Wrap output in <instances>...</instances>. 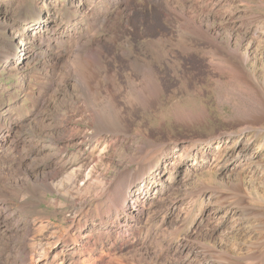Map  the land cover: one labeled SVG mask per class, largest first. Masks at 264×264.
<instances>
[{
	"label": "bare ground",
	"instance_id": "6f19581e",
	"mask_svg": "<svg viewBox=\"0 0 264 264\" xmlns=\"http://www.w3.org/2000/svg\"><path fill=\"white\" fill-rule=\"evenodd\" d=\"M131 1L71 0V5L77 9V12L82 13L80 17L74 19V16L69 14L68 22L66 19L61 18L60 20L57 16L50 18L52 23L58 24L52 33L44 30L46 22L42 19L35 20L33 24L36 33L28 31L29 35L24 36L25 31L30 30L31 25L24 27L25 30L21 35L22 54H18L14 43L10 42V49L3 56V59L11 61L16 66L25 61V58L35 61L45 67L42 68L43 71H54L56 66L64 61V70L67 71L64 80L61 79V84L65 85V94L80 102L78 105L80 107H77L78 111L85 112L89 116L92 123H95V130L81 131L78 125L70 122L69 117L64 116L54 123V118L48 116L46 119L50 120V123L46 125L49 130L47 134L50 136L49 133H51L52 137L49 144H46L47 140H43V145L38 147V144L33 142L34 139L25 135L24 128L25 125L30 126L31 121L40 115L39 98L35 97L33 106L37 107L38 112H31L33 113L32 118L28 117L29 111L25 105L21 108L17 105L14 108L15 112L11 107L0 111V264H106L104 257L111 254L106 251H111L110 247L113 244L124 241L130 235H136L137 231L133 234L134 227L151 212L152 205L149 204L147 207L146 203L149 201L150 190L156 189L164 180L161 179L163 169L160 162L161 160L167 161L163 160L164 157L172 149L176 150L178 146H164L160 154H150L145 146H141L137 150L141 156L138 157L133 153L130 161L141 165L142 170L137 174L134 173L133 176L119 177L117 181L114 180L115 182L107 175H101L102 177L98 178V165L101 164L105 150L111 144L113 147L114 143L121 139H118L116 134L124 132L126 136L130 132L127 128V120L123 116L125 114L123 110H126V107L132 111L138 108L148 110L156 106L162 95L168 89L177 86L180 81L194 85L199 81L194 76L195 72L191 71L176 56L174 49L167 48L166 45L169 44L180 43L183 55L186 53L183 48L189 43L207 47L208 50L202 60H204V65L211 70V77L217 84V102L220 106H233V113L227 118V122L231 125L228 130L231 132L229 131L226 138H224L225 132L217 133L216 135L220 136L202 144L204 151L207 150L208 155H217L222 151V145L229 141L230 135L238 134L237 141L242 139V142L238 145L234 144L221 160L225 164L224 167L235 168L242 164L248 172L251 171L252 175L256 173L264 177V78L261 79L250 68L251 56L249 52L242 51L243 42H233V35L229 33L226 39L221 38L220 30H215L210 21L205 23L203 19L205 14L193 8L196 10L194 14L189 7L177 5L175 0H150L156 4L159 18L168 25V30L150 31L148 29L149 17L144 14L136 17L133 28L138 37L147 38L144 43L134 46L132 42H127L122 48L118 46L117 36L106 40L94 39L91 34L93 27L101 21L104 24L108 22V17H105L108 10H105V6L103 8L100 6L105 4L106 7L118 5L128 8ZM42 11L37 8V13L41 17ZM94 13L98 15L94 19L97 24L92 23L90 19V15ZM7 19L12 25L13 19L10 17ZM66 30L70 34L63 38V32ZM123 33L132 35L128 29ZM30 35L39 36L37 40L39 49L34 53H29L32 47ZM46 37L49 42H46ZM163 47H165L164 51H162ZM121 71L124 73L123 80L121 79V82H117L113 87L107 84L105 87L104 84L108 83L111 78L116 79ZM192 76L196 79L190 81ZM46 79L44 89L48 90L56 79L54 75L49 74ZM104 80L108 82L104 83ZM110 85H112L111 82ZM123 90H128L126 91L128 95L130 93L129 97L126 95L128 97V101L124 103L126 107L124 105L120 107L118 103L119 95ZM200 94H204L203 89H200ZM65 104L61 106L65 113L68 115V112H72L74 115L76 110H70ZM180 111L175 113V122L185 127L196 126L208 118L206 107H203L202 112L197 114H193L189 109ZM54 131L57 132L56 135ZM126 138L122 139L121 143L125 144L126 149H124L128 152V149L134 146V141L127 142ZM46 147H54L56 151L50 154L46 151ZM71 147L74 150L67 153ZM33 149L36 150L33 156L29 153L22 156L25 150ZM37 154L42 157L38 159ZM28 156L30 158H27ZM177 157L179 159L176 167L178 172L182 167L190 165L192 152L189 146L186 150L179 152ZM213 159L215 161L214 156ZM204 163L208 164V161ZM204 163L202 162L206 165ZM212 164L209 163L208 166ZM193 165L196 164L191 166ZM18 171H24L25 176L19 175ZM94 185L98 188H93ZM238 186L235 185V188ZM46 193L59 196V198H52L48 202L49 205L61 204L63 200L61 197L65 196L80 204V209L73 216L65 218L64 227L62 226L65 223L56 225L50 219L28 211L35 204L38 205L34 197ZM213 197L216 198L215 201H210L216 204L217 208L212 207L208 210L201 207L193 215L194 218L187 229H184L185 219L179 231L175 229L177 234L182 232L183 235L179 238L181 239L179 251L186 250L185 256L181 258L183 260L175 264H233L236 262L238 264H264V245L260 242L263 237L245 247L235 246L234 248L225 246L226 244L209 243L204 240V237H198L202 229L207 232L214 229L208 223L212 217L216 216L217 210L223 206H227V209L219 221V223L223 222L224 226L221 231L222 237L227 233L236 237L242 228L247 227L249 220L255 222L251 227L256 230H258V225L263 223L257 211L245 205L242 200L226 198L221 193ZM37 200L39 201V198ZM103 201L109 206H106L105 210H98L97 213V207L93 205ZM197 202L194 199L191 203L196 205ZM180 204L183 206V203ZM207 205L210 204L207 203ZM229 212L231 223L227 224V213ZM157 214L158 209L151 212L147 217L148 221L156 218ZM205 219L207 223L200 225L199 221L201 223ZM243 221L247 223L244 224ZM192 224L200 226L198 232L196 230L191 234L195 236L194 238L186 234ZM111 225H116L113 230L110 228ZM249 231L245 233L247 237L252 236ZM185 236L192 238L194 244L189 240H184ZM149 249V246H146V250ZM243 249V255L236 254V250ZM146 250H143V247L130 250L126 257L140 256L144 259L147 254ZM133 251L137 256L131 254ZM190 253L193 255L192 258L186 260L185 258ZM166 259L163 258L162 262L155 260L153 264H165ZM112 260L109 263H112Z\"/></svg>",
	"mask_w": 264,
	"mask_h": 264
},
{
	"label": "rangeland",
	"instance_id": "374dc122",
	"mask_svg": "<svg viewBox=\"0 0 264 264\" xmlns=\"http://www.w3.org/2000/svg\"><path fill=\"white\" fill-rule=\"evenodd\" d=\"M175 1L180 7H189L190 11L194 14H196V10L205 14V17H203L205 23L210 21L215 30H220V34H222L221 38L226 39L229 33L233 35V42L242 41V51L249 52L251 56L250 68L253 69L261 79L264 78V0ZM104 6L105 10H108L105 15V17H108V22L106 24L102 21L98 24L96 21L94 22V19L98 16L96 15L97 13L90 15L92 23L97 24V26L93 27L91 32L94 39L103 38L106 40L107 38L117 36L118 46L122 48L125 47L127 42H132L134 46L146 42L147 38L138 37L133 28L136 17H139L142 14L149 17L148 29L150 31L156 32L157 30L159 31V29H169L168 25L159 18L160 15L157 11L156 4L150 0H132L128 8L120 7L118 5L106 7L105 4H102L100 7L103 8ZM122 6H124V4ZM37 8L43 10L42 17L38 15ZM69 14L73 15L74 19L82 15V13L77 12V9L71 5V0H0V111H4L11 107L15 112L16 110L14 108L17 107V105L19 108L25 105V107H27L26 109L29 111L28 117L32 118L33 113L31 112L37 113L38 109H40V115L31 121L30 126L25 125L24 128L25 135L34 139L33 142L38 144V147L43 145V140H47L46 144H49L51 140L50 138L52 137L51 133H49L50 136L47 134L49 130L46 125L50 123V120L47 121L46 119L48 116L52 119L54 118V123H56L57 120H61L64 116L67 118L69 117L70 122L74 125H78L81 128V131L86 129H88V131H94L95 123H92L91 119L85 112L78 111V108L80 107H78L80 104L78 100L74 97L72 99V96L68 97V95L65 94V85L61 84V79L64 80L67 71L64 70V61L56 66V71H43L42 68L45 67L42 65L40 66V64L35 61L27 60L25 58V61H22L16 66L12 64L11 61L3 59V56L9 51L10 42L14 43L16 52H18V54L20 53V55L22 54L23 48L21 46V35L25 30V26L31 25L30 30H26L24 36L29 35L28 31L29 33H36L33 23L35 20L42 19V21L46 22V28L44 30L47 31V33H52L53 30L58 27V24L52 23L50 18L57 16L60 17V20L61 18L64 20L66 19L68 22L69 19L67 16ZM8 17L13 19L12 21L14 22H12V25L7 19ZM127 29L132 32V35L123 33V31L125 32ZM69 34L70 33L67 30L64 31L63 38L68 37ZM244 34L245 40L243 39ZM30 37L32 47L31 50H29V53H34L39 49L37 44L39 36L32 37L30 35ZM52 40L54 41L56 39ZM46 42H49L47 37ZM166 46L167 48L174 49L176 56H178L180 61L187 65L191 71L195 72L194 76L197 77L199 81L195 85L180 81L177 86L172 87V89L170 88L171 90L168 89L162 95L160 102L156 106L149 108L148 110L144 108H138L133 111L127 109L125 101H128L130 93L128 95V92H126L128 90H123L124 93L122 92L120 94L121 96L119 95L118 103L120 107L122 105L126 107V110H123L125 113L123 116L127 120L128 127L127 125L126 127L129 128L130 132L127 133L126 136L124 135L126 134L124 132H119L121 135L119 133L116 134L118 135V139H121L117 140L113 147L111 144L109 148L105 150L101 159V164L99 163L101 166L98 165V178L107 175L108 178L115 182L119 177L123 178L126 175L133 176L134 173L137 174L140 172L142 166L130 161V157L133 153L140 157L141 154H139L137 150L141 146H145V149L149 150L150 154L162 153L163 147L167 145H176L175 147L178 146V148L176 150L172 149L168 155L164 157L163 160L166 159L167 161L164 162L161 160L160 163L163 169V176L161 179H164V182L160 180L162 183L160 182L161 184L158 185L156 189L150 190L149 201H146L147 207L149 204L152 205V213L158 209L156 218L149 219L148 221L147 217H149L148 215L151 213L150 212L144 217L141 223L134 227L135 230L133 231V234L137 231L136 235H130L127 239H124V241H119L113 244L110 247L111 251H106L111 253L108 257H104V261H107L106 264H153L155 260L156 262L164 261L162 260L163 258H167L165 264H175L180 262L183 260L181 258L182 256H185L186 250L179 251L181 241L179 238L183 235L181 231L180 234L179 232L177 234L176 230L179 231V227L182 226L181 223H184L185 220L184 229H187L191 224V220L194 218L193 215L201 207H205L208 210H211L212 207L217 208V205L211 203V201H215L216 198L213 196L220 193L226 198H237L239 201L242 200L245 205L254 208L255 211H257L256 213L261 217L263 223L262 225H258V230H256L251 227L255 222L253 223L252 220H249L247 221V227L242 228L236 237H232L230 233H227L222 237L221 231L224 229V226L223 222L219 223V221L222 219L221 215L226 213L227 209V206H223L217 210L216 216L212 217V219H210L211 221L208 223L210 227H214V229L210 232L202 229L198 237H204V240L209 243L226 244L225 246H229L230 248H234L235 246L245 247L255 240H258L260 237H263L260 242H263L264 245V177L258 176L256 173L252 175L251 171L248 172L242 164L235 166V168L224 167L225 164L221 161L224 156L229 153L231 147H233L234 144L238 145L242 142V139L237 141L238 134L230 135L229 141L222 145V151L217 153V155H208L206 153L207 150L204 151L203 149V143L210 142V139L220 136L216 135L217 133L225 132L224 138L229 135L228 133L231 131L228 129H230L231 125L227 122V118L233 113L232 105L220 106L217 102V84L211 77V70L204 65V60H202L208 48L200 46L199 44L189 43L187 47L183 48L186 50V53L183 55L180 43H175L173 45L169 44ZM164 48L165 47L162 48V51H164ZM122 72L123 71H121V73ZM121 73H119L116 79L111 78L114 81L111 79L109 82L108 80H104V83L105 81L108 82L104 84L105 87L107 85L113 87L117 82H121V79L124 76V73ZM47 74L54 75L56 81L52 84L53 86L51 85L48 90H45L44 87L47 80ZM194 76H192V78L190 77V81L196 79ZM110 82L112 85H110ZM183 83L187 84L184 85ZM200 89H203L204 94H200ZM125 92L127 94H125ZM122 96L126 97L124 98ZM35 97L40 99L38 109L36 106H33V104H35ZM63 104H65L70 110L74 111L75 109V114L73 115L72 112H68L67 115L63 107L61 108V106H64ZM203 107H206L208 114V118L203 123L192 127H185L175 122V113L178 112V110L188 111L189 109L193 114H197L202 112ZM11 113L13 114V112ZM14 117L16 118V116ZM29 120L30 119H28V121ZM54 123L52 122V124ZM33 125L37 126L34 127ZM138 132H141L143 135ZM53 133L56 135L55 133L57 132L54 131ZM124 138H126L127 142L134 141V146L131 149L129 148L128 152L125 151V144L121 143ZM135 146L137 148H135ZM187 146H189V150L192 152L190 165L188 164L187 167H182V169L177 172L176 167L179 161L177 157L178 153L186 150ZM53 148H47L46 151L53 154L56 151ZM72 150H74L73 147H71V150L67 151V153ZM225 150H227V152ZM35 151L36 150L34 149L30 151L25 150L22 153V156L27 153L31 154L30 156H33ZM30 156L27 158H30ZM37 156L38 159L42 157L40 154H37ZM213 156L215 161L214 159L212 160ZM204 161H208V164H213L208 166ZM202 162L206 165H203ZM192 164L196 165L191 166ZM18 172H20V174L18 173L19 175L22 174L25 176L24 171ZM235 185L240 186L235 188ZM95 187L98 188L97 185L93 186V188ZM210 195H212V197H209ZM37 197L39 198V201L37 200ZM52 198H59V196L49 193L38 194L34 197V201L36 200L38 205L35 204L36 206H32L31 210L28 211H32V213L34 212V215L46 217L56 225H63L65 223L62 226L64 227L66 225L65 218L71 215L73 216L74 213L80 209V204L78 202L75 203V201L65 196L61 197V200L63 199L61 204L49 205L48 202ZM194 199L198 201L196 205L191 203ZM152 203H154V205ZM180 203H183V206ZM207 203L210 205H207ZM93 206L97 207L96 212L98 213V210H105L106 206L108 207L109 204L103 201L101 203L97 202ZM113 213L115 214V211ZM227 216L228 221L226 223L229 224L231 223L229 222L231 218L230 212L227 213ZM145 221L147 223H143ZM247 222L243 221L244 224ZM116 223L118 225V222ZM205 223H207L206 219L201 223L199 221L200 225ZM198 225L192 224L191 228L187 230V236L194 238L195 236L191 234L196 230V232H198L200 227H198ZM114 226L116 225H111L110 228L113 230ZM251 228L253 230H251ZM228 231H230V229ZM248 231L252 233L251 237L246 236L245 233H248ZM156 232L157 234H154ZM172 233L176 234L173 235ZM187 236L184 237V240H189L194 244L192 241L193 239ZM145 245L149 246L152 251L150 249L147 251ZM140 247H143V250H146L145 253L147 254L144 259L135 255V251L131 254L137 256V258H134L133 256H131V258L126 257L128 251ZM197 248L198 246L196 249ZM149 252H153L154 254ZM243 252L244 249L241 251L236 250V254L238 255H243ZM156 253L160 255L156 256ZM111 256L114 257L113 260L111 259ZM192 256L193 255L190 253L185 259L188 260L189 258H192ZM109 257L111 258L109 259ZM110 260H112V263H109L111 262ZM233 264L238 263L236 262Z\"/></svg>",
	"mask_w": 264,
	"mask_h": 264
}]
</instances>
